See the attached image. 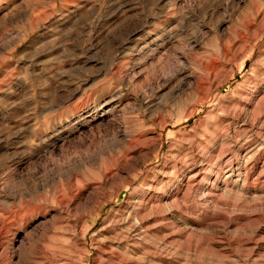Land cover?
Masks as SVG:
<instances>
[{
  "label": "rangeland",
  "instance_id": "obj_1",
  "mask_svg": "<svg viewBox=\"0 0 264 264\" xmlns=\"http://www.w3.org/2000/svg\"><path fill=\"white\" fill-rule=\"evenodd\" d=\"M123 263L264 264V0H0V264Z\"/></svg>",
  "mask_w": 264,
  "mask_h": 264
},
{
  "label": "bare ground",
  "instance_id": "obj_2",
  "mask_svg": "<svg viewBox=\"0 0 264 264\" xmlns=\"http://www.w3.org/2000/svg\"><path fill=\"white\" fill-rule=\"evenodd\" d=\"M252 23V22H251ZM251 26V25H250ZM250 28L249 27H247V29L246 30H249ZM249 32V31H248ZM248 36V35H247ZM251 36V35H250ZM252 37H253V34H252ZM253 41V40H252ZM196 83V82H195ZM197 84V83H196ZM122 262V261H121ZM120 262V263H121ZM101 263V262H100ZM124 264V263H123Z\"/></svg>",
  "mask_w": 264,
  "mask_h": 264
}]
</instances>
